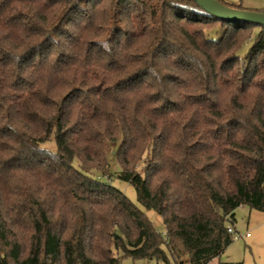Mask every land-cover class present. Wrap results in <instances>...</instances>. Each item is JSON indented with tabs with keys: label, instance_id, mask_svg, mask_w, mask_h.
Listing matches in <instances>:
<instances>
[{
	"label": "trees",
	"instance_id": "16d2710c",
	"mask_svg": "<svg viewBox=\"0 0 264 264\" xmlns=\"http://www.w3.org/2000/svg\"><path fill=\"white\" fill-rule=\"evenodd\" d=\"M240 206L264 214V27L192 0H0V264H210Z\"/></svg>",
	"mask_w": 264,
	"mask_h": 264
},
{
	"label": "rangeland",
	"instance_id": "374dc122",
	"mask_svg": "<svg viewBox=\"0 0 264 264\" xmlns=\"http://www.w3.org/2000/svg\"><path fill=\"white\" fill-rule=\"evenodd\" d=\"M228 5L239 6L242 10L263 12L264 0H220ZM258 29H254L251 38L247 40L238 55H243L251 45L253 38L257 35ZM209 34H213L210 31ZM43 147L51 152L55 151L53 140L43 144ZM113 149V147L111 148ZM109 172L111 176L108 183L120 191L132 204H134L146 219L151 223L158 234L164 236L165 228L159 217L153 210H147L137 203L134 188L116 178L120 172V167L113 156L109 158ZM98 176H96L97 178ZM99 180L107 181L105 178L98 177ZM233 232V241L225 251L210 264H264V214L250 210L246 206H240L234 212V222L228 224ZM183 264H188L187 257L182 258ZM121 264H163L156 263L154 260H132L124 258ZM168 264H175L173 259L168 256Z\"/></svg>",
	"mask_w": 264,
	"mask_h": 264
},
{
	"label": "water",
	"instance_id": "95a60500",
	"mask_svg": "<svg viewBox=\"0 0 264 264\" xmlns=\"http://www.w3.org/2000/svg\"><path fill=\"white\" fill-rule=\"evenodd\" d=\"M205 13L228 22H242L264 27V13L253 12L223 5L218 0H192Z\"/></svg>",
	"mask_w": 264,
	"mask_h": 264
},
{
	"label": "built area",
	"instance_id": "2783aa9c",
	"mask_svg": "<svg viewBox=\"0 0 264 264\" xmlns=\"http://www.w3.org/2000/svg\"><path fill=\"white\" fill-rule=\"evenodd\" d=\"M228 232H229V233H233V232H232V229H230V228H228Z\"/></svg>",
	"mask_w": 264,
	"mask_h": 264
}]
</instances>
